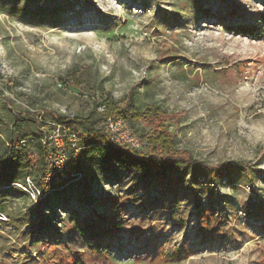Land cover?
Masks as SVG:
<instances>
[{"label":"rangeland","instance_id":"374dc122","mask_svg":"<svg viewBox=\"0 0 264 264\" xmlns=\"http://www.w3.org/2000/svg\"><path fill=\"white\" fill-rule=\"evenodd\" d=\"M131 91L142 142L132 115L154 106L178 148L240 166L60 154L35 190L36 141L13 148L25 164L8 136L68 148L50 111L94 118ZM0 92V264H264V0H0Z\"/></svg>","mask_w":264,"mask_h":264},{"label":"trees","instance_id":"16d2710c","mask_svg":"<svg viewBox=\"0 0 264 264\" xmlns=\"http://www.w3.org/2000/svg\"><path fill=\"white\" fill-rule=\"evenodd\" d=\"M251 28L249 26L245 27L244 30L247 35H251ZM0 93L2 94V92ZM133 95L134 91H131L120 102H106L108 113L122 116L130 126L131 124L128 122L124 112L131 103ZM34 113L37 114L38 110ZM50 114L53 117L55 128L64 126L70 132L69 134L62 131V134H60L61 140L68 144V148L63 149L54 140H44L40 136H8L7 138V146L14 151H16L13 149L14 146L22 140H25L24 143L36 141L34 143L38 150L37 160L41 165V175L38 181L32 182V184L42 195L47 193L51 185V181H48L46 176L53 167H56L54 162L60 154L71 158L70 163L73 165L78 164L79 156L82 155L87 159H96L100 163L116 166L120 169L137 170L142 176H163L167 170L178 164L202 166L213 170L227 169L234 165L240 166L234 164V162H222L210 167L204 162L193 158L187 151L178 148L175 136L167 129V116L158 107L149 106L143 113L132 115L133 118L150 124L149 130L139 135L145 140L143 148L113 143L100 124L102 118L98 113L94 118L78 115L69 116L55 111H50ZM71 135H74L75 141L77 139L79 149L70 147ZM19 150L22 153L20 154L19 151L13 152L16 153L13 155L14 158H16L15 155H19L18 159L25 164L34 162L31 154H26L23 147ZM73 165L71 167L76 168Z\"/></svg>","mask_w":264,"mask_h":264},{"label":"built area","instance_id":"2783aa9c","mask_svg":"<svg viewBox=\"0 0 264 264\" xmlns=\"http://www.w3.org/2000/svg\"><path fill=\"white\" fill-rule=\"evenodd\" d=\"M96 111L102 118L100 124L103 126L104 130L107 132V134L109 135L113 143L128 144L135 148L142 147L143 142L142 140L139 139V137L135 135L133 128L127 123V121L122 116L118 114L110 115L108 113L105 102H102V101L98 102ZM53 130L54 131L56 130V132L61 131V133L63 131L64 133L70 134V132H68L67 128H65L64 126L61 128L56 127ZM59 139L61 140L60 134H59ZM72 139L75 140L74 135H71L70 140ZM62 156L64 155L62 154ZM33 188L37 190V188L34 185H33Z\"/></svg>","mask_w":264,"mask_h":264}]
</instances>
